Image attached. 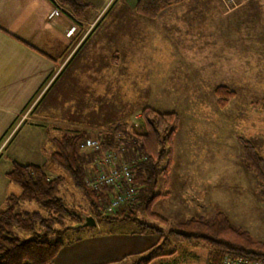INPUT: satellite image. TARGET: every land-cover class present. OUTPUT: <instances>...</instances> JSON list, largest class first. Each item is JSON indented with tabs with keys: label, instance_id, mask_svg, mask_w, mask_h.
Returning <instances> with one entry per match:
<instances>
[{
	"label": "rangeland",
	"instance_id": "1",
	"mask_svg": "<svg viewBox=\"0 0 264 264\" xmlns=\"http://www.w3.org/2000/svg\"><path fill=\"white\" fill-rule=\"evenodd\" d=\"M85 1L88 7L83 16L95 19L89 29L102 33L108 43L101 44L104 48L100 52L98 48L94 50L96 62L101 63L94 70L95 82L90 87L93 92H86L84 88L77 96L78 102H69L67 98H72V94L64 90L56 102L59 111H55L61 112L66 120L91 125L90 129L94 125L107 129L114 123L125 122L137 130L142 128L140 112L145 107L177 112L172 166L166 181L161 174L157 177L156 191L168 195L158 198L152 211L167 219L165 229L187 231L198 226L193 223L182 227L181 223L187 219L212 220L219 213L220 226L229 240L252 249L264 246V203L259 196L260 186L253 172L242 163L239 141V137L247 139L264 155V0H254L249 8L239 11L236 47L234 41L231 45V38L225 39L231 46L210 42L204 54L189 55L194 61L204 57L206 62L188 67L180 63L183 53L178 51L183 47L176 45L175 39L180 34L176 25L171 22V27L162 28L156 19L162 11L151 17L138 14L135 6L130 8L120 0ZM138 17L143 21L135 23ZM80 30L86 28L80 27ZM123 32H127L126 46L120 47ZM223 34L229 35V32L224 30ZM86 44L81 49H86ZM234 48H237L235 53ZM69 69L63 70L58 82L66 77ZM220 85L234 91L224 106L217 104L214 92ZM71 108L77 115L70 114ZM28 127L31 126L23 125L14 131L11 142L3 150L5 143L2 145L0 167L8 163L3 160L9 153L20 163L39 160L48 175L65 177L60 195L66 207L91 213L86 196L48 158L52 145L37 149L33 141L35 134ZM23 142H27L26 147ZM10 185L14 193H19L18 186ZM0 204V209L4 208L5 204ZM16 210L44 213V208L35 201H24ZM65 224L70 226L64 230L60 227V234H49L48 238L67 240L85 228H73L69 218ZM200 230L207 232L203 227ZM12 234L20 239L34 236L31 231L17 228ZM173 248L178 264L208 263L209 247L196 240L188 242L171 235L164 251Z\"/></svg>",
	"mask_w": 264,
	"mask_h": 264
},
{
	"label": "crops",
	"instance_id": "2",
	"mask_svg": "<svg viewBox=\"0 0 264 264\" xmlns=\"http://www.w3.org/2000/svg\"><path fill=\"white\" fill-rule=\"evenodd\" d=\"M120 1L134 8L137 0ZM252 2L254 0H186L165 8L156 19L162 28L171 27V22L176 25L175 29L180 33L175 39L176 45L183 47L178 51L183 53L180 63L186 67L202 65L206 62L204 57L194 61L189 55L204 54L205 46L210 42H219L223 47L229 38L231 45L234 41L236 47L239 11L249 8ZM56 6L52 0H0V149L5 143L1 150L11 142L14 134L10 135L23 125L31 126L28 128L35 134L33 141L37 149L48 144L53 149V137L63 132L83 129L95 134L106 128L94 125L98 129L92 131L91 125L66 120L61 117V112H56L59 111L56 102L64 95V90L72 94V98H67L69 102H78L77 96L84 88L86 92H93L90 87L95 82L94 70L101 63L96 62L94 50L103 49L102 45L108 43L102 33L89 29L95 19H86L87 13L81 18L65 6ZM142 21L139 17L134 19L135 23ZM80 27L86 30L82 31ZM224 30L229 35L223 34ZM126 38L127 32H123L120 47L126 44ZM185 38L189 40L185 41ZM83 43H87L86 49H81ZM236 51L234 48L233 52ZM101 52L105 53L104 50ZM68 68L66 77L58 82L60 74ZM70 114L77 115L72 108ZM59 117L61 121L57 120ZM23 145L26 147L27 142ZM6 158L3 161L8 163L0 167L2 204L7 194L14 193L10 185L13 183L8 181L5 173L12 160L18 162L10 153ZM29 162L42 164L39 160ZM158 239L156 233L139 232L131 220H96V225L85 227L63 240L64 244L51 264H131L135 254L154 245ZM149 264H178V259L175 253L162 255Z\"/></svg>",
	"mask_w": 264,
	"mask_h": 264
},
{
	"label": "trees",
	"instance_id": "3",
	"mask_svg": "<svg viewBox=\"0 0 264 264\" xmlns=\"http://www.w3.org/2000/svg\"><path fill=\"white\" fill-rule=\"evenodd\" d=\"M55 5L65 6L73 15H84L88 3L85 0H52ZM182 0H137L135 11L144 16H155L165 8ZM217 104L224 106L234 91L227 86H217L214 90ZM264 109V104L262 105ZM141 130L127 123H114L105 131L96 133L100 147L87 149L81 146L86 130L77 129L63 132L52 139L53 149L48 158L64 170L74 188L86 196L91 213L97 219L131 220L141 233H156L158 241L146 250L135 254L131 264H149L162 256L174 254L175 249L164 251L169 236L175 235L184 241L196 240L209 247L207 264H218L225 253L264 261V246L252 249L229 240L224 236L218 215L212 220L189 218L181 226L197 224L195 230L187 231L166 228L167 219L152 211L153 204L161 196L157 192V177L161 174L167 180L172 166L173 138L178 128L179 117L175 111H159L145 107L140 112ZM242 148V163L253 172L260 186L259 196L264 203V157L254 145L239 137ZM113 149L118 155L131 163L137 194L134 201L118 206L111 212L103 210V197L106 188H91L86 177L91 170V161L101 152ZM9 182L18 186L19 193H9L4 198V208L0 209V264H51L64 242L58 238L50 239L49 234H60L66 218L74 224L80 220L79 211L67 208L60 195L65 182L62 175L50 176L40 164L11 161L5 173ZM108 189V188H107ZM24 201H35L44 208V213L33 210L17 211L16 207ZM152 221V222H150ZM61 227V228H60ZM203 227L207 230H200ZM31 231L34 236L20 239L13 235V229ZM234 231V230H233ZM240 234V232H239Z\"/></svg>",
	"mask_w": 264,
	"mask_h": 264
},
{
	"label": "built area",
	"instance_id": "4",
	"mask_svg": "<svg viewBox=\"0 0 264 264\" xmlns=\"http://www.w3.org/2000/svg\"><path fill=\"white\" fill-rule=\"evenodd\" d=\"M81 146L87 149H98L100 143L96 133L86 135ZM90 167V173L85 179L86 184L94 189L108 188L103 197L102 207L105 212H111L118 206L135 200L137 184L134 180L132 165L129 161L122 159L115 150L108 149L95 156ZM218 264H264V261L225 253Z\"/></svg>",
	"mask_w": 264,
	"mask_h": 264
},
{
	"label": "water",
	"instance_id": "5",
	"mask_svg": "<svg viewBox=\"0 0 264 264\" xmlns=\"http://www.w3.org/2000/svg\"><path fill=\"white\" fill-rule=\"evenodd\" d=\"M79 218L80 220L72 225L73 228L91 227L96 225L95 216L89 212H80Z\"/></svg>",
	"mask_w": 264,
	"mask_h": 264
}]
</instances>
